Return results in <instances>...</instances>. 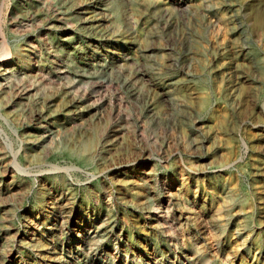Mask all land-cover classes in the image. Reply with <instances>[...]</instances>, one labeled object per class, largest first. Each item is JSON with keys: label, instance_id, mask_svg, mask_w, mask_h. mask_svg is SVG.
Returning a JSON list of instances; mask_svg holds the SVG:
<instances>
[{"label": "rangeland", "instance_id": "1", "mask_svg": "<svg viewBox=\"0 0 264 264\" xmlns=\"http://www.w3.org/2000/svg\"><path fill=\"white\" fill-rule=\"evenodd\" d=\"M0 264H264V0H0Z\"/></svg>", "mask_w": 264, "mask_h": 264}, {"label": "bare ground", "instance_id": "2", "mask_svg": "<svg viewBox=\"0 0 264 264\" xmlns=\"http://www.w3.org/2000/svg\"><path fill=\"white\" fill-rule=\"evenodd\" d=\"M4 50V53H3V55L4 56H8L9 55V51H8V49L7 48H5V49H3ZM2 59V58H1ZM3 60H4V58H3ZM15 164V163H14Z\"/></svg>", "mask_w": 264, "mask_h": 264}]
</instances>
